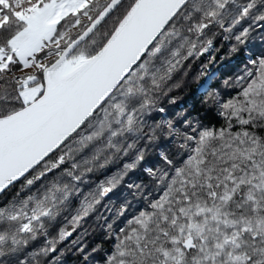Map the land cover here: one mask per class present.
Wrapping results in <instances>:
<instances>
[{
	"label": "trees",
	"instance_id": "1",
	"mask_svg": "<svg viewBox=\"0 0 264 264\" xmlns=\"http://www.w3.org/2000/svg\"><path fill=\"white\" fill-rule=\"evenodd\" d=\"M137 1L65 16L28 57L46 60L33 73H16L12 53L0 117L45 94L60 56H97ZM2 12L8 53L26 22ZM28 77L41 91L25 103ZM0 264H264V0H189L102 106L0 195Z\"/></svg>",
	"mask_w": 264,
	"mask_h": 264
},
{
	"label": "water",
	"instance_id": "2",
	"mask_svg": "<svg viewBox=\"0 0 264 264\" xmlns=\"http://www.w3.org/2000/svg\"><path fill=\"white\" fill-rule=\"evenodd\" d=\"M189 0H138L118 31L77 76L18 112L0 117V195L60 148L114 93ZM3 139V138H1Z\"/></svg>",
	"mask_w": 264,
	"mask_h": 264
},
{
	"label": "rangeland",
	"instance_id": "3",
	"mask_svg": "<svg viewBox=\"0 0 264 264\" xmlns=\"http://www.w3.org/2000/svg\"><path fill=\"white\" fill-rule=\"evenodd\" d=\"M93 1L101 0H0V26L7 20L3 10H11L20 20L26 22V27L16 35L10 43V52L0 51V69H9V63L13 60L11 54L16 53L20 61H24V67L16 73H33L43 66L46 60L37 62L31 57L44 46L54 34L57 24L65 16L83 10ZM79 57V58H78ZM68 59L67 54L59 57L57 63L47 72L45 93L57 90L87 67L91 60H85L83 56ZM30 77V76H29ZM26 78L25 90L21 93L25 103H30L41 91V86H27L34 78ZM28 129L18 132H26ZM15 132L0 136V140L7 138ZM3 138V139H1Z\"/></svg>",
	"mask_w": 264,
	"mask_h": 264
},
{
	"label": "bare ground",
	"instance_id": "4",
	"mask_svg": "<svg viewBox=\"0 0 264 264\" xmlns=\"http://www.w3.org/2000/svg\"><path fill=\"white\" fill-rule=\"evenodd\" d=\"M36 128L35 127L28 128V130L26 132H18V133L15 132L14 134L8 136L7 138L0 140V145L21 139L22 137L27 135L29 132L30 133L33 132V130Z\"/></svg>",
	"mask_w": 264,
	"mask_h": 264
}]
</instances>
